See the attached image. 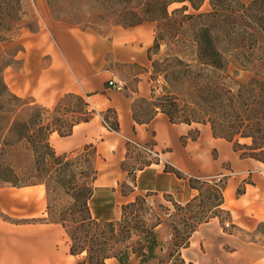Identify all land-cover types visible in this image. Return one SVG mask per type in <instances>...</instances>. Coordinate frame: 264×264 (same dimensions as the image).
I'll list each match as a JSON object with an SVG mask.
<instances>
[{
  "label": "crops",
  "instance_id": "crops-1",
  "mask_svg": "<svg viewBox=\"0 0 264 264\" xmlns=\"http://www.w3.org/2000/svg\"><path fill=\"white\" fill-rule=\"evenodd\" d=\"M150 23L115 25L109 35L77 27L31 33L18 54L22 65L15 72L13 90L49 106L73 92L96 109L91 119L75 124L71 134L53 132L51 142L60 152L96 148L98 173L89 205L100 220L117 219L122 205L142 192L166 193L187 203L199 194L193 177L227 176L235 170L237 179L229 177L221 204L231 213L227 221L233 230L223 226L218 215L211 217L197 226L182 256L193 264H264V232L259 230L264 225V164L242 157L232 142L213 134L209 123L173 122L161 110L147 122L133 115L134 101L151 90ZM124 63L143 67L133 75L134 86L115 67ZM110 80L123 88L110 85ZM102 113L117 115L119 129H109ZM133 142L150 144L161 159L136 169L124 167ZM125 183L131 188L124 190ZM47 216L45 184L0 186V264L78 263L81 256L70 253L65 228ZM202 247L203 255L198 251ZM107 262L121 264L116 258Z\"/></svg>",
  "mask_w": 264,
  "mask_h": 264
},
{
  "label": "trees",
  "instance_id": "trees-1",
  "mask_svg": "<svg viewBox=\"0 0 264 264\" xmlns=\"http://www.w3.org/2000/svg\"><path fill=\"white\" fill-rule=\"evenodd\" d=\"M109 1L128 4L125 7L113 6L114 11L111 14L115 17H112L111 21L115 25L129 27L143 22H157L154 44L158 47L162 40L180 41L181 35L179 34L189 30L190 33L186 35L187 40L184 42H188L186 44L196 51L199 61L221 69L227 67V62L225 52L220 47L217 30L226 29L228 23L241 22L248 9L241 0H208L212 7L209 11H200L207 0ZM174 3H182V5L170 10V6ZM2 4L4 6H1ZM263 6L264 0H251L248 7L260 9ZM17 7L18 2L15 0H0V54L2 42L11 39L7 33L15 28L13 25L19 18L17 11L19 12L20 8ZM187 10L189 12L185 13ZM150 51L151 48L149 53ZM13 55L15 59L16 53ZM11 63L13 60L3 62L0 58V186L45 184L48 213L46 219L60 223L65 228L69 238L70 253L81 256L77 264H108L107 261L110 258H116L121 264H131L133 257L138 259L137 264H149L151 260L159 259L158 249L161 242L156 227L161 221L159 219L154 224L148 223L142 213L145 200L137 196L135 200L123 204L119 219L100 220L93 216L89 200L94 186L90 178L94 177L95 180L98 173L95 161L93 160V163H90L86 169H78L77 163L85 155L84 153L69 157L67 152L58 153L51 143L53 132H58L62 136L71 134L74 125L89 120L90 113L93 114L96 109H90V102L85 96L73 92L64 94L54 109L42 106L34 99L24 100L9 88L4 78L3 72ZM68 98H74L77 103L74 107L71 105V107L64 108L65 112H59L62 108V101ZM139 100L148 102L152 109L149 111L141 106L142 110H139ZM176 100L177 97L170 94L162 98L155 97L154 100L144 97L137 98L133 103V115L137 121L147 122L157 111L161 110L173 122L191 123L195 121L209 124L211 122L214 135L220 136L216 129L221 128L214 126L216 121L196 119L198 118L197 111L189 117L179 118L177 109H173V106L177 104ZM195 106L193 108L197 110ZM70 113L74 114L70 115ZM102 115L104 120L110 123V129H119L117 115L106 113ZM221 136L229 140L233 139L223 133ZM21 144L24 146L25 157L19 156L15 160H8V155L20 148ZM90 147L87 146L85 149L88 150ZM93 153L96 155V148H93ZM250 156L255 157L252 154ZM19 158L23 161H18ZM177 173L181 174L179 171ZM218 178L214 176L205 181H213L211 186L219 193V200L214 207L220 208L230 216V211L221 207L224 202L227 178L226 176ZM194 179L199 178L191 179L192 185L198 188L199 194L185 204L174 201L175 206L184 208L201 199L203 191L193 183ZM57 190H61L71 200L56 214L53 210L52 194ZM216 215L219 213L215 212L206 218H200L198 215L195 219L191 218L192 222L188 223L190 227L188 232L180 237L177 233L173 238L174 247L169 253V264H187L182 257L181 249L189 245L190 237L200 223ZM221 222H223L222 219Z\"/></svg>",
  "mask_w": 264,
  "mask_h": 264
},
{
  "label": "rangeland",
  "instance_id": "rangeland-1",
  "mask_svg": "<svg viewBox=\"0 0 264 264\" xmlns=\"http://www.w3.org/2000/svg\"><path fill=\"white\" fill-rule=\"evenodd\" d=\"M19 1L15 0V2H18L17 8H20L19 12L17 11L19 18L13 25L15 28L8 33L6 32L11 39L2 42L0 54L3 62L13 60V63L8 65L3 72L7 84L13 92L15 72L22 65V60L18 59V54L21 55L27 36L41 29L50 32L56 27H77L109 35L115 27V24L111 21L112 17H115L111 14L114 11L113 6L125 7L128 5L126 3L117 4L109 0ZM250 1L241 0L246 4L248 8L246 13L249 16L245 14L241 22H231L226 25V29L217 30L221 43L220 47L225 52L224 56L227 62L225 69L216 68L199 61L196 51L186 44L188 42H184V40H187L186 35L190 33L189 30L179 34V36L181 35L180 41L162 40L159 47L155 46L157 22H151L150 25H153L154 31V41L149 53L150 63L148 66L151 90L150 94L144 98L154 100L155 97L162 98L167 94L176 96L177 104L173 106V109H177L179 118L189 117L197 111L198 118L196 119L215 120L216 125L214 126L221 128L220 130L216 129L217 134L220 135L217 137L224 138L221 136L222 133L228 138L233 137L232 140L225 139L233 143L234 149L242 157H252L250 156L252 154L256 157L253 156L252 158H258L257 160L260 159L259 161L264 164V6L260 9L248 7ZM181 5L182 3H174L170 6V10ZM1 6H4V4ZM209 10H212V7L207 0L200 11ZM188 12L189 10L185 11V13ZM251 15L253 16L251 17ZM15 53L16 60L13 59ZM115 67L121 71L123 76L129 79V84L132 86L135 85L137 79L133 75L143 68L131 63L116 64ZM21 97L24 100L34 99L32 96L27 95ZM57 102L50 106L40 104L54 109ZM76 103L77 101L74 98L62 101V108L59 112H65L64 108L71 107V105L74 107ZM141 106L149 111L152 109L148 102L139 100V110H142ZM194 106L197 110L193 108ZM90 109L93 108L90 106ZM95 113H90V119ZM72 114L74 113H70V115ZM108 128L110 129V127ZM22 146L21 144L20 148L13 150L8 155V160H15L19 156L25 157L24 146ZM133 146L129 151L130 159L125 161L124 167L136 169L150 161L159 160L151 154L148 155L140 147L134 144ZM85 147L67 152V154L69 157H76L81 153L85 154L77 163L78 169H86L90 163H93V160L97 167V151L94 155V147L91 146L88 150ZM58 153L64 152L58 151ZM18 161L23 160L19 158ZM234 171L226 176L227 182L229 177L232 180L237 179L238 173ZM131 176H133V173ZM212 177L214 176H205L193 180V183L202 189L203 194L200 200L184 208L175 206L174 201L176 200L170 194L142 192L137 195L145 200L142 213L148 223L154 224L159 219L161 221L156 227L161 242L158 249L160 258L151 260L149 264L170 263L169 253L174 247L173 238L177 233L178 237L185 235L190 229L188 223H191V218L195 219L197 215L200 218H206L217 212L223 221L221 222L223 226L233 230V225L229 227L231 223L227 221L231 218V214L229 216L220 208L214 207V204L219 200V193L212 188L213 181H205ZM93 178H90L92 186L94 184ZM217 178H224V175L217 176ZM123 188L128 190L131 185L125 183ZM239 191L241 192L242 188L239 187ZM70 200L71 198L61 190L55 191L52 194L54 212L56 214L60 212L63 207L69 204ZM120 212L122 213V208ZM121 213L118 219L121 217ZM227 222L229 225H227ZM259 230L264 232V225H259ZM200 249L198 248L199 254L203 255L205 248ZM183 258L187 264H193L185 256ZM137 263L138 259L133 257L131 264Z\"/></svg>",
  "mask_w": 264,
  "mask_h": 264
},
{
  "label": "built area",
  "instance_id": "built-area-1",
  "mask_svg": "<svg viewBox=\"0 0 264 264\" xmlns=\"http://www.w3.org/2000/svg\"><path fill=\"white\" fill-rule=\"evenodd\" d=\"M110 85L116 86L118 89H122L123 88V84L119 83V82H114L113 80L109 81ZM103 117V116H102ZM103 121L106 123V125L108 127H110V124L104 120ZM134 145L140 147L144 152H146L148 155H153L155 157H157L158 159H161V155L158 151H156L150 144L148 143H139V142H133ZM227 225H229V223L227 222Z\"/></svg>",
  "mask_w": 264,
  "mask_h": 264
}]
</instances>
